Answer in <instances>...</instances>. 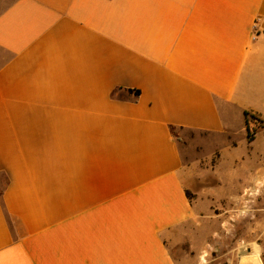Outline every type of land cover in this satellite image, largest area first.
I'll return each mask as SVG.
<instances>
[{"label":"crops","instance_id":"obj_1","mask_svg":"<svg viewBox=\"0 0 264 264\" xmlns=\"http://www.w3.org/2000/svg\"><path fill=\"white\" fill-rule=\"evenodd\" d=\"M1 3L0 264H185L210 202L171 127L222 164L264 121V0Z\"/></svg>","mask_w":264,"mask_h":264},{"label":"rangeland","instance_id":"obj_2","mask_svg":"<svg viewBox=\"0 0 264 264\" xmlns=\"http://www.w3.org/2000/svg\"><path fill=\"white\" fill-rule=\"evenodd\" d=\"M250 119L245 136L231 138L235 143L246 140L240 153L222 164L224 136L175 130L185 162L194 164L188 183L210 202L192 225V235L174 244L178 259L188 260L185 264H257L252 256H244L252 255L257 244L264 264V121L257 116ZM5 182L2 173L0 188Z\"/></svg>","mask_w":264,"mask_h":264},{"label":"trees","instance_id":"obj_3","mask_svg":"<svg viewBox=\"0 0 264 264\" xmlns=\"http://www.w3.org/2000/svg\"><path fill=\"white\" fill-rule=\"evenodd\" d=\"M136 93L139 94V93H140V90L137 89V90H136ZM246 114L249 115V116H252V117H256V116H255L254 114H252L250 111H246ZM248 127H249V126H248ZM171 129H172L173 133L175 134V130H176V129H181V128L176 127V126H172ZM248 129H249V128H248ZM248 136L251 137V134H250L249 131H248ZM0 174H2V173H0ZM3 174H5V173H3ZM5 175H6V174H5ZM8 183H9V177L6 175V182H5V184L3 185V187L0 188V200H1V202H3V193H4V190H5L6 186L8 185Z\"/></svg>","mask_w":264,"mask_h":264},{"label":"bare ground","instance_id":"obj_4","mask_svg":"<svg viewBox=\"0 0 264 264\" xmlns=\"http://www.w3.org/2000/svg\"><path fill=\"white\" fill-rule=\"evenodd\" d=\"M257 180V179H256ZM254 189V188H253ZM255 191V189H254ZM259 191V190H258ZM250 195V194H249ZM258 245V244H257ZM257 245H254V249H253V252L251 253L252 255H244V256H252L255 260V262H257V264H262L261 262V259H260V256L259 255V247ZM243 247V246H242ZM252 247V246H251ZM205 253V252H204ZM247 253V252H246ZM250 253V252H249ZM203 260V259H202Z\"/></svg>","mask_w":264,"mask_h":264}]
</instances>
